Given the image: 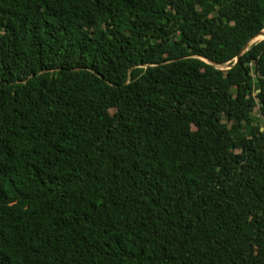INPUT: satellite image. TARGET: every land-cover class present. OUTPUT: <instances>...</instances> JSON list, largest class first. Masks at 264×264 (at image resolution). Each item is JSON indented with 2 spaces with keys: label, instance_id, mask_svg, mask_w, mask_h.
<instances>
[{
  "label": "trees",
  "instance_id": "16d2710c",
  "mask_svg": "<svg viewBox=\"0 0 264 264\" xmlns=\"http://www.w3.org/2000/svg\"><path fill=\"white\" fill-rule=\"evenodd\" d=\"M263 29L264 0H0V264H264V39L232 66Z\"/></svg>",
  "mask_w": 264,
  "mask_h": 264
},
{
  "label": "water",
  "instance_id": "95a60500",
  "mask_svg": "<svg viewBox=\"0 0 264 264\" xmlns=\"http://www.w3.org/2000/svg\"><path fill=\"white\" fill-rule=\"evenodd\" d=\"M261 33H262V31H261L257 36H259ZM257 36L253 37V38L250 40V42H251L253 39H255ZM250 42H249V44H248L246 47H244V48L242 49L241 53H240L238 56H236V59H235L234 63L232 64V66H234L235 64H237V62L239 61V58H238V57H240V55H241L242 53H244L245 51H247L248 47L251 45ZM205 61L208 62V63H210V64H212V62H210V61H208V60H206V59H205Z\"/></svg>",
  "mask_w": 264,
  "mask_h": 264
},
{
  "label": "rangeland",
  "instance_id": "374dc122",
  "mask_svg": "<svg viewBox=\"0 0 264 264\" xmlns=\"http://www.w3.org/2000/svg\"><path fill=\"white\" fill-rule=\"evenodd\" d=\"M262 35V36H261ZM264 39V29L262 30V33L259 35V36H257L255 39H253L251 42H250V44L252 45V44H255V43H257V42H259V41H261V40H263ZM219 68H227V67H219ZM254 117H255V119L257 120L258 119V117H257V113H255L254 114ZM259 120V119H258Z\"/></svg>",
  "mask_w": 264,
  "mask_h": 264
},
{
  "label": "bare ground",
  "instance_id": "6f19581e",
  "mask_svg": "<svg viewBox=\"0 0 264 264\" xmlns=\"http://www.w3.org/2000/svg\"><path fill=\"white\" fill-rule=\"evenodd\" d=\"M262 36V35H261Z\"/></svg>",
  "mask_w": 264,
  "mask_h": 264
}]
</instances>
